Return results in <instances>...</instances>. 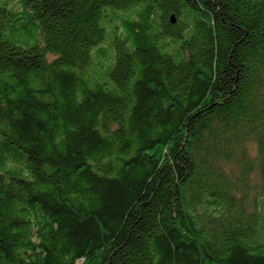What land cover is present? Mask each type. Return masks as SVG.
Instances as JSON below:
<instances>
[{
    "label": "trees",
    "instance_id": "obj_1",
    "mask_svg": "<svg viewBox=\"0 0 264 264\" xmlns=\"http://www.w3.org/2000/svg\"><path fill=\"white\" fill-rule=\"evenodd\" d=\"M11 1L0 264H264V0Z\"/></svg>",
    "mask_w": 264,
    "mask_h": 264
},
{
    "label": "rangeland",
    "instance_id": "obj_2",
    "mask_svg": "<svg viewBox=\"0 0 264 264\" xmlns=\"http://www.w3.org/2000/svg\"><path fill=\"white\" fill-rule=\"evenodd\" d=\"M6 7L14 12H20V3L17 0H12L10 3H4ZM0 5H3V0H0ZM22 44V43H21Z\"/></svg>",
    "mask_w": 264,
    "mask_h": 264
}]
</instances>
